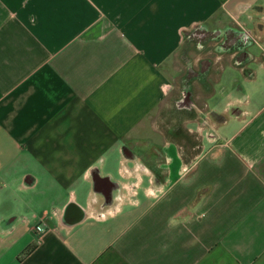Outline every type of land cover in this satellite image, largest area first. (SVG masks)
I'll list each match as a JSON object with an SVG mask.
<instances>
[{"label":"crops","instance_id":"0c3cea01","mask_svg":"<svg viewBox=\"0 0 264 264\" xmlns=\"http://www.w3.org/2000/svg\"><path fill=\"white\" fill-rule=\"evenodd\" d=\"M0 264H264V0H0Z\"/></svg>","mask_w":264,"mask_h":264},{"label":"rangeland","instance_id":"374dc122","mask_svg":"<svg viewBox=\"0 0 264 264\" xmlns=\"http://www.w3.org/2000/svg\"><path fill=\"white\" fill-rule=\"evenodd\" d=\"M237 35L238 31H235L233 25L229 23L217 27L214 30L205 28L195 29L191 35L187 37V40L177 50L175 55H173L171 60L172 65H170L169 68L171 74L175 73L177 77L172 82L173 89L176 91L179 90V88L181 89V92H179L181 94H179L180 97L178 102L188 101L192 104L199 103L195 102L199 99L202 101L205 99V96L210 92L214 82V78L210 75L211 69L209 68V63L212 57H215L214 53L217 52L216 43L225 44L226 46L228 44L231 45V48L224 49L217 47V50L224 51L232 58V54L238 52L242 53L240 48H236V43L242 42H239L238 39L231 41L232 38H236ZM206 43L207 47L204 45ZM205 50L209 52L207 53L208 55H206V57L199 58L201 57L199 55L203 54ZM225 59L229 58L226 57ZM215 71L217 72L216 69ZM185 96H187V99ZM188 99L191 100L189 101ZM161 111H163V114L166 117L167 107L162 108Z\"/></svg>","mask_w":264,"mask_h":264},{"label":"built area","instance_id":"2783aa9c","mask_svg":"<svg viewBox=\"0 0 264 264\" xmlns=\"http://www.w3.org/2000/svg\"><path fill=\"white\" fill-rule=\"evenodd\" d=\"M247 37L244 36V39H246ZM237 62H240V61H237ZM241 63V62H240ZM240 63H237V64H240Z\"/></svg>","mask_w":264,"mask_h":264}]
</instances>
